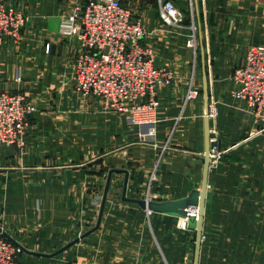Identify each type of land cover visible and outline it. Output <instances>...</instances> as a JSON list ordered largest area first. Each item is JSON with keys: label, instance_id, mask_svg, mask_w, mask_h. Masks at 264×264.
Here are the masks:
<instances>
[{"label": "crops", "instance_id": "1", "mask_svg": "<svg viewBox=\"0 0 264 264\" xmlns=\"http://www.w3.org/2000/svg\"><path fill=\"white\" fill-rule=\"evenodd\" d=\"M123 1L137 11L148 31L144 42L156 48V65L173 67L177 60L180 67L176 80L158 90L156 144L139 138L140 126L106 111L98 98H82L75 89L81 42L77 35H61L60 21L86 0H31L21 42L7 41L0 48V90L24 93L37 108L25 146L0 148V226L24 248L52 254L96 226L109 173L116 170L100 227L61 253L74 249L81 264H193L195 230L185 218L149 213L125 199L124 172L129 174L126 198L164 201L199 189L205 158L203 93L183 109L189 83V66L179 50L183 30L168 31L161 24L158 0ZM172 1L189 17L191 0ZM193 2L206 50L211 128L223 151L210 168L202 264L213 217L223 208L249 209L244 202L264 205V161L254 164L259 166L252 173L251 163L239 154L249 132L262 126L247 103L235 97L232 77L217 76H232L245 63L249 48L264 42V0ZM164 52L170 53L166 60ZM246 170L250 172L243 175ZM257 229L264 232V225L258 223ZM25 254L39 259L59 255Z\"/></svg>", "mask_w": 264, "mask_h": 264}, {"label": "built area", "instance_id": "2", "mask_svg": "<svg viewBox=\"0 0 264 264\" xmlns=\"http://www.w3.org/2000/svg\"><path fill=\"white\" fill-rule=\"evenodd\" d=\"M193 3L192 0V9ZM158 5L161 24L168 31L182 30L184 15L175 2L158 0ZM27 21L23 13L0 1V47L8 39L19 41ZM193 28L196 31L195 26ZM60 32L66 37L77 35L81 41L82 50L73 75L80 96L98 98L106 111L121 114L131 124L140 126L143 131L139 138L156 144L158 90L171 85L175 79L170 68L156 65V48L144 42L148 31L141 21H135L131 8L123 0H86L61 17ZM189 45L197 55L195 36ZM17 79L20 80V72ZM232 79L237 85L235 97L247 103L256 124L264 123V43L249 48L245 63L234 69ZM201 91L200 82L193 73L183 109L194 103ZM34 111L35 107L24 94L0 90V148L25 146L29 119ZM212 115L211 110L210 117ZM182 119L183 113L176 118L167 144ZM211 154L213 166L223 155L213 128ZM21 252L23 249L19 245L0 235V264H22L18 261Z\"/></svg>", "mask_w": 264, "mask_h": 264}, {"label": "rangeland", "instance_id": "3", "mask_svg": "<svg viewBox=\"0 0 264 264\" xmlns=\"http://www.w3.org/2000/svg\"><path fill=\"white\" fill-rule=\"evenodd\" d=\"M0 1L4 3L6 6L13 7L14 9L23 13L26 16V18H28L26 25L28 24L31 16L28 12L29 7L27 5L31 3V0H0ZM191 1L189 3L191 12L190 10H188V14H190L189 17L186 16L187 14L186 12L182 11L179 8L184 15V24H183L184 26L182 28L183 45H180L179 50L183 52L182 54L184 55L183 61L185 62V64L189 66L188 77L189 78L192 77L193 73H195L197 79L201 81L202 62H201V52H200L199 25L194 15L195 13H194V9H192ZM126 6L130 7L129 5ZM131 11L134 15L135 21L140 22L141 20L137 15V11L134 8L133 9L131 8ZM70 12L66 13L65 15L69 14ZM78 24H80V22H78ZM26 25L24 26V28L26 27ZM193 26H195L196 31L194 30ZM22 32H21V39L19 41L8 39L6 40V42L12 41L15 42V44L20 43L23 38ZM194 36L196 37V43L198 44L197 55L195 49L189 45L190 40H192ZM5 43L3 45H5ZM263 43H257L254 44V46ZM81 50H82V46H81ZM187 53H189V55H187ZM166 57H170V53L164 52L162 58L166 60ZM222 62L223 63L227 62V59H222ZM164 66H167L172 70L174 74V79L176 80L177 75L180 73L179 72L180 67L178 66V61L177 60L174 61L173 67L170 64H164ZM212 75L214 76L213 73ZM217 76L219 80H225L232 77L231 73L229 74L226 72H221L217 74ZM26 97L27 100L35 107V111L33 112L34 114L37 111L36 105L33 101L29 99L28 96ZM33 114L29 119L28 129L30 127ZM258 126L259 127L262 126V127L252 129L249 132L248 139L243 144L244 149L240 150L239 152L240 157L242 159L251 163L252 167L250 171L252 173H254V171L256 170V168L254 167L259 166V164L258 165H254V164H256L257 162L261 164V162L264 161V153H262V151H264V130H263L264 123H261ZM250 171L248 170L244 171L245 173L243 175L249 173ZM244 204H246V206L251 205V207L249 209L244 208L241 211L234 210L233 208L232 209L223 208L221 210V215H218L217 217L216 216L213 217L214 219L213 223L215 224V226L208 228L206 232L202 264H264V232H259L257 229L258 223L259 225H264V205L258 202L256 208L255 207L256 202L254 201L244 202ZM240 221L243 222V224H239L238 222ZM0 235H4V234L0 232ZM17 235L18 234H16L15 236L17 237ZM17 240L22 243H26L27 245L30 244L27 240L22 239L21 237L17 238ZM78 255L80 254H77V252L73 249L67 251V253L66 252L61 253L53 258L39 259L34 256L27 255L23 251L18 255V261L22 264H81L77 259Z\"/></svg>", "mask_w": 264, "mask_h": 264}, {"label": "water", "instance_id": "4", "mask_svg": "<svg viewBox=\"0 0 264 264\" xmlns=\"http://www.w3.org/2000/svg\"><path fill=\"white\" fill-rule=\"evenodd\" d=\"M198 10V9H197ZM199 13V10H198ZM199 36H200V51H201V62H202V93H203V100H204V126H205V153H204V166H203V174H202V182L201 187L199 189H193L187 196L178 198V199H171V200H164V201H157V200H147V199H131L126 198V188L128 186V172H124L126 174L125 183H124V198L137 203L143 209H146L151 212H157L167 215H172L176 217L185 218L187 221V225L190 229L195 230V245H194V257H193V264H200L201 260V252H202V244L204 240V220H205V213H206V204H207V196H208V188H209V174L210 168L212 163V154H211V120H210V87H209V71L207 66V57H206V50L205 44L203 40V34L201 30V24L199 23ZM116 170H112L109 173L107 184L102 200L101 210L99 214V219L94 228L84 233L82 236L74 239L70 243H68L63 248L59 249L58 251L52 254H45L41 252H35L24 248L21 244H19L15 239H13L7 232L3 230L0 226V232L4 234L6 238L13 241L17 245H19L24 252L29 254H33L36 256H43V257H52L55 256L68 247L72 246L73 244L79 242L81 239L85 238L90 233L94 232L100 227V223L102 220L106 200L108 197L112 174Z\"/></svg>", "mask_w": 264, "mask_h": 264}]
</instances>
